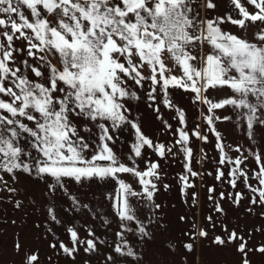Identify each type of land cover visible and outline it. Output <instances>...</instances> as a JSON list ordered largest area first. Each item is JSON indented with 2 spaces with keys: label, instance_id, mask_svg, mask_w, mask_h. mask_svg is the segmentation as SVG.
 I'll list each match as a JSON object with an SVG mask.
<instances>
[{
  "label": "rangeland",
  "instance_id": "374dc122",
  "mask_svg": "<svg viewBox=\"0 0 264 264\" xmlns=\"http://www.w3.org/2000/svg\"><path fill=\"white\" fill-rule=\"evenodd\" d=\"M54 1L0 0V264H264L258 0H188L201 59L167 80L60 74Z\"/></svg>",
  "mask_w": 264,
  "mask_h": 264
},
{
  "label": "crops",
  "instance_id": "0c3cea01",
  "mask_svg": "<svg viewBox=\"0 0 264 264\" xmlns=\"http://www.w3.org/2000/svg\"><path fill=\"white\" fill-rule=\"evenodd\" d=\"M257 2L264 10V0ZM40 45L70 78L124 67L150 80L175 79L201 59L202 13L188 0H55L41 22Z\"/></svg>",
  "mask_w": 264,
  "mask_h": 264
}]
</instances>
